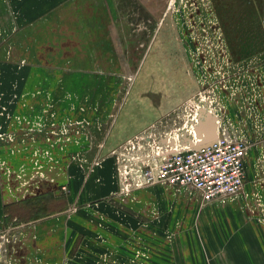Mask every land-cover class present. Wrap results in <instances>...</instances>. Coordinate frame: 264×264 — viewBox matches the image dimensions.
I'll return each instance as SVG.
<instances>
[{"label":"rangeland","instance_id":"rangeland-1","mask_svg":"<svg viewBox=\"0 0 264 264\" xmlns=\"http://www.w3.org/2000/svg\"><path fill=\"white\" fill-rule=\"evenodd\" d=\"M201 105L249 140L242 193L121 189L127 139ZM0 264H264L261 0H0Z\"/></svg>","mask_w":264,"mask_h":264},{"label":"built area","instance_id":"built-area-1","mask_svg":"<svg viewBox=\"0 0 264 264\" xmlns=\"http://www.w3.org/2000/svg\"><path fill=\"white\" fill-rule=\"evenodd\" d=\"M208 106H198L178 127L180 133L176 128L163 135L149 126L128 138L118 152L121 189L159 182L194 193L202 204L238 197L244 189L249 140L221 124L215 107ZM210 122L215 134L209 140Z\"/></svg>","mask_w":264,"mask_h":264},{"label":"water","instance_id":"water-1","mask_svg":"<svg viewBox=\"0 0 264 264\" xmlns=\"http://www.w3.org/2000/svg\"><path fill=\"white\" fill-rule=\"evenodd\" d=\"M214 124L212 122L209 123V135L208 139H212L214 137Z\"/></svg>","mask_w":264,"mask_h":264},{"label":"crops","instance_id":"crops-1","mask_svg":"<svg viewBox=\"0 0 264 264\" xmlns=\"http://www.w3.org/2000/svg\"><path fill=\"white\" fill-rule=\"evenodd\" d=\"M261 4H262V7H263V16H264V0H261ZM40 23V22H39ZM38 23V24H39ZM37 25V24H36ZM33 27H34V25H33ZM33 27H29V28H33ZM36 27V26H35ZM34 27V28H35ZM185 191V190H184ZM195 195V194H194ZM196 196V195H195ZM196 199H198L197 197H196ZM199 200V199H198ZM211 203H218V204H226V203H220V202H216V201H214V202H210L209 204H211ZM228 203V202H227Z\"/></svg>","mask_w":264,"mask_h":264}]
</instances>
